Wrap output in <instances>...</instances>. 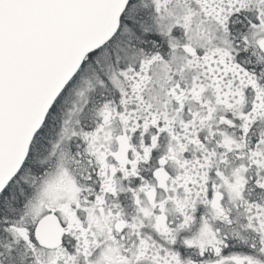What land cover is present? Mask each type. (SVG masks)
I'll return each instance as SVG.
<instances>
[{
  "label": "snow or ice",
  "instance_id": "1",
  "mask_svg": "<svg viewBox=\"0 0 264 264\" xmlns=\"http://www.w3.org/2000/svg\"><path fill=\"white\" fill-rule=\"evenodd\" d=\"M0 264H264V0H0Z\"/></svg>",
  "mask_w": 264,
  "mask_h": 264
}]
</instances>
